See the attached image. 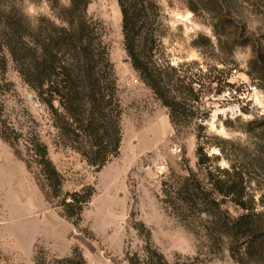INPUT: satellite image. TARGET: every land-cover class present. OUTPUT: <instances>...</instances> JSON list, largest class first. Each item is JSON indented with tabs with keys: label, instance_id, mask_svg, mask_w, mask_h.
Here are the masks:
<instances>
[{
	"label": "rangeland",
	"instance_id": "374dc122",
	"mask_svg": "<svg viewBox=\"0 0 264 264\" xmlns=\"http://www.w3.org/2000/svg\"><path fill=\"white\" fill-rule=\"evenodd\" d=\"M56 2L61 8L70 4ZM156 2V62L180 69L194 82L197 101L182 106L184 116L173 126L168 110L131 67L116 1L91 0L87 14L103 27L122 110L119 154L98 173L59 143L49 111L33 98L7 57L0 74V130L14 147L0 136V264H52L74 249L84 264H129V257L144 258L147 241L167 264H255L245 259L244 240L232 244L219 237L210 229L209 216L179 205L173 193L188 170L203 179L195 154L201 143L212 159L209 170L215 177L217 168L235 171L242 178L244 206L264 222V88L246 75L249 47L235 48L230 57L221 53L211 11L212 3L221 4L264 51V0ZM6 5L18 7L33 27L39 17L56 21L49 0H7ZM34 136L64 177L62 196L94 188L77 224L62 216V197L45 198L38 169H27L22 160ZM221 205L231 218L244 213L229 199ZM231 247L241 262L233 259Z\"/></svg>",
	"mask_w": 264,
	"mask_h": 264
},
{
	"label": "trees",
	"instance_id": "16d2710c",
	"mask_svg": "<svg viewBox=\"0 0 264 264\" xmlns=\"http://www.w3.org/2000/svg\"><path fill=\"white\" fill-rule=\"evenodd\" d=\"M52 2L56 21L39 17L35 27L16 7L0 0V74L6 70L7 57L33 98L50 113L59 143L74 150L83 161L100 170L119 154L122 140L121 106L113 66L103 43L101 23L87 14L91 0H70L66 8ZM121 15L123 48L140 81L169 113L173 126L182 116L180 110L188 102L197 101L194 82L180 69L156 62L160 11L156 0H115ZM215 23L212 26L219 50L230 57L237 47H249L251 59L246 75L264 88V51L244 26L235 23L219 3H212ZM1 138L11 147L14 141L1 128ZM200 142V131L196 135ZM25 159L15 150L27 169L34 166L43 183H38L45 198L59 199L62 216L77 224L83 208L95 191L91 186L62 196L63 175L55 168L47 146L38 136L28 140ZM198 173L188 170L174 191V200L181 206H193L211 218L210 229L232 244L244 240L245 259L264 264V222L246 208L243 202L242 178L237 173L219 170L215 177L208 164L212 161L201 143L196 148ZM216 159V158H215ZM200 174V173H199ZM165 186V185H164ZM166 193V191H164ZM165 197L168 195L164 194ZM244 211L231 218L221 209L224 200ZM166 203V200H163ZM174 203V202H173ZM140 231V230H139ZM144 258L129 257V264H167L162 254L148 241ZM231 255L241 262L231 247ZM52 264H84L74 249L70 257L53 259Z\"/></svg>",
	"mask_w": 264,
	"mask_h": 264
},
{
	"label": "water",
	"instance_id": "95a60500",
	"mask_svg": "<svg viewBox=\"0 0 264 264\" xmlns=\"http://www.w3.org/2000/svg\"><path fill=\"white\" fill-rule=\"evenodd\" d=\"M27 98H28L29 100H32V96H31V95H28Z\"/></svg>",
	"mask_w": 264,
	"mask_h": 264
}]
</instances>
